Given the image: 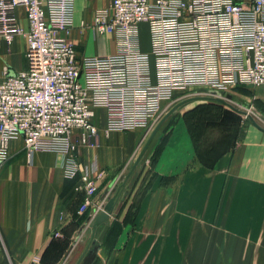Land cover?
Listing matches in <instances>:
<instances>
[{
  "label": "crops",
  "instance_id": "crops-1",
  "mask_svg": "<svg viewBox=\"0 0 264 264\" xmlns=\"http://www.w3.org/2000/svg\"><path fill=\"white\" fill-rule=\"evenodd\" d=\"M111 1L74 0L68 41L79 56L115 51L113 37L92 29L95 12ZM19 16L27 28L23 8ZM18 42L19 54L10 53L12 72L27 68L26 42ZM4 69L0 61V75ZM233 90L231 103L257 125L223 105L221 117H207L203 138H197L182 116L171 123L189 111L185 105L161 126L128 180L152 132L106 135V112L96 110L99 139L109 143L78 147L82 173L104 172L85 214L79 210L87 193L76 189L78 178L65 177L63 158L48 142L42 140L29 161L24 140H12L0 167V264H76L91 239L88 226L104 211L97 206L104 209L116 194L109 230L92 242L81 264H264V85ZM103 229L98 227L99 235Z\"/></svg>",
  "mask_w": 264,
  "mask_h": 264
},
{
  "label": "built area",
  "instance_id": "built-area-1",
  "mask_svg": "<svg viewBox=\"0 0 264 264\" xmlns=\"http://www.w3.org/2000/svg\"><path fill=\"white\" fill-rule=\"evenodd\" d=\"M92 29L114 38L113 53L77 54L68 41L74 0H0V43L23 37L27 46V68L0 75V167L12 140H24L29 161L46 140L63 158L65 177L78 178L76 189L87 193L80 214L93 205L104 174L82 173L76 155L79 145L97 146L96 110L106 112V135L149 132L177 92L224 97L238 86L264 85V0H112L95 12Z\"/></svg>",
  "mask_w": 264,
  "mask_h": 264
},
{
  "label": "rangeland",
  "instance_id": "rangeland-1",
  "mask_svg": "<svg viewBox=\"0 0 264 264\" xmlns=\"http://www.w3.org/2000/svg\"><path fill=\"white\" fill-rule=\"evenodd\" d=\"M140 36H141V47L142 50L144 51H149L150 49V34H149V28L147 24H142L140 27ZM23 38V37H22ZM24 39V38H23ZM0 47L3 48V52L0 51V61L2 63V69H4V67H10V53L12 54H19V42L17 43V45H15L14 43L11 44L10 46L7 45L6 43H0ZM22 47H23V41H22ZM23 59V63H24V67H25V58L24 56H22ZM23 67V68H24ZM231 90L229 92V94H232ZM215 93H212L210 90L206 91V92H200L199 89H188L185 91H181V92H177V94L175 95L174 99L169 102L168 104H165V107L163 109V112L159 118V120L157 122H155L154 127L152 128V130H150L149 132H147V134H150V132H152L154 130V128L159 124V122L161 121V119L177 104L183 102L184 100H187L189 98H194V97H215L214 96ZM228 95V94H227ZM226 97V96H224ZM235 106V105H234ZM186 110H189L188 112L186 111L185 113H181V111L174 115V118L172 120L171 123H173L174 125L176 123H179L181 121V116H182V120L184 122V124H186V126H188V128L190 127V130H195V133L197 135V138H203L202 136V131L206 130V126L203 127V121L206 120V118H213V119H218L220 114H223V110L226 109L225 106L219 104V103H214L212 101H205V100H198V101H194L191 102L189 104H187L185 107H183ZM196 109H198V111L201 112V115H198V111L197 113L192 112L191 111H195ZM208 111V113H206ZM207 115V116H204ZM99 113H96L95 115V119L99 118ZM230 117V116H228ZM227 117V118H228ZM173 126V125H172ZM212 130V129H211ZM214 130V129H213ZM215 131V130H214ZM218 131V130H217ZM217 136H219L220 134L217 133ZM201 136V137H200ZM104 143H109V140L103 141L101 139H99V141H96V145L94 147H98V145L100 144L102 146V144ZM88 146V145H87ZM110 155L107 156L105 158V160H110Z\"/></svg>",
  "mask_w": 264,
  "mask_h": 264
},
{
  "label": "water",
  "instance_id": "water-1",
  "mask_svg": "<svg viewBox=\"0 0 264 264\" xmlns=\"http://www.w3.org/2000/svg\"><path fill=\"white\" fill-rule=\"evenodd\" d=\"M206 89H202L200 90V92H206ZM198 100H205V101H212V102H217L220 103L222 105H225L227 107H229L230 109H232L233 111H235L238 114L247 116L255 125H257V123L254 121L253 117L246 112L245 110H242L236 106H234L231 101H232V96L231 95H227L226 97H220V96H215V97H194V98H189L187 100H184L183 102L177 104L176 106H174L159 122V124L154 128V130L152 131L151 135L149 136L147 142L145 143L143 149L141 150V152L139 153V155L137 156V158L135 159V161H133V163L131 164V168L127 174L126 180H128L131 175L134 173V171L136 170L137 166L139 165L142 157L144 156L145 152L147 151V149L149 148L150 144L152 143L154 137L156 136V134L158 133V131L160 130L161 126L165 123V121L172 115L174 114L179 108L194 102V101H198ZM125 187V184H123L122 188ZM120 191V190H118ZM119 200V194L114 195L106 204V206L104 207V211L101 212L100 214H98L96 216V218H94V220L90 223L89 227L92 229V234H91V239L88 242L87 246L85 247L83 253L81 254V256L79 257L78 261L76 264H81L82 260L84 259L86 253L89 251V248L92 245V242L98 238V240L101 242L106 233L109 230V225L107 224L110 215L113 213L117 202ZM104 225V229L101 232V234H98V227Z\"/></svg>",
  "mask_w": 264,
  "mask_h": 264
}]
</instances>
